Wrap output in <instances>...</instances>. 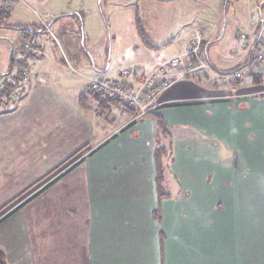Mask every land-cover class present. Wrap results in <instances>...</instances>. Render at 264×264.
Returning <instances> with one entry per match:
<instances>
[{
	"label": "crops",
	"instance_id": "1",
	"mask_svg": "<svg viewBox=\"0 0 264 264\" xmlns=\"http://www.w3.org/2000/svg\"><path fill=\"white\" fill-rule=\"evenodd\" d=\"M11 1L0 23V247L6 264H264V73L254 71L264 0H256L260 16L243 19L251 33L236 35L244 42L232 49L231 61L203 47L240 22L231 19L238 0H216L209 16L200 0H182L188 21L216 30L207 40L198 30L192 59L207 61L214 79L227 69L253 78L231 89L212 85L208 73L180 78L147 104L173 128L172 169L180 186L163 199L156 188L153 119L98 96L86 76L122 80V69L150 70L184 55L195 38L174 54V38L150 41L162 35L156 22L169 17L153 11L150 25L138 16L124 27L116 18L130 55L129 66L119 69L86 38L83 53L69 46L79 44V36L65 38L67 49L55 36L52 28L65 15L77 34L86 22L80 11L56 16L53 0H31L48 18L34 23L18 14L12 23ZM12 30L22 32L19 45ZM103 108L134 117L123 114L115 127L100 121Z\"/></svg>",
	"mask_w": 264,
	"mask_h": 264
},
{
	"label": "rangeland",
	"instance_id": "2",
	"mask_svg": "<svg viewBox=\"0 0 264 264\" xmlns=\"http://www.w3.org/2000/svg\"><path fill=\"white\" fill-rule=\"evenodd\" d=\"M173 1H175L174 6L170 5L165 7L163 6L164 4H159L161 6L156 8V4L150 5V3L145 2V0H53L54 12L56 13V16H59L61 14H70L74 11H80L82 14V19L86 22L85 25L81 26V30H79V32H77L76 34V30L72 29V26L74 25V19L70 16L65 15L62 17L61 22L53 26L52 31L58 38V40H60L62 46L66 49L67 45L65 42V38L71 37L73 39L76 36H79L80 43L78 44L77 42V45L71 44L69 46H76V48H78L79 50L81 49V52L83 53L86 52V47L83 43L84 38H86V42H90L92 45L94 44L97 49L96 52L102 54L103 60H106L107 62L112 56L113 61H117L119 69L129 66L128 61L130 55L128 50L129 45H127L125 41L122 40V37L120 38L118 33L115 31L114 25L116 18H118V25L124 27L132 24V22L136 20L138 16V18H141L143 20L144 26L150 25V18H148L147 15L150 16V12L153 13V11H156L157 14L169 17H163V19L165 18V21H162L160 18V21L156 22L157 30L162 31L163 29L162 35L157 36L154 33L155 36H152L150 38V41L155 43L160 42V40H162L161 42H167L171 38H174L176 48L173 46L171 50V52H173L174 54L177 51L184 50V48L189 43L190 38L194 37L196 40H199V29H203L205 32H207V37L205 40L212 39L214 36H216L210 34L209 32V30L216 32L214 28H209L207 31V29L202 28L195 20L188 21L190 18H188L186 16L187 13L183 11L181 3L182 0ZM12 2L14 3V10L16 11L11 19L12 23L19 21L17 19L18 14L24 16L25 20H29V22L34 23L39 22V16L47 17V14L41 11L39 5L35 4L31 0H27V2L24 0H12ZM256 2V0H238V2L236 3V8L234 9V14L232 15L233 17H231V19L232 21L238 20L241 22V24H239V22L235 23V27H228L223 40H221V36H219V38L217 37L216 39H212L210 43H205L203 50L205 51L206 48H208L210 52L209 48L211 46V52L218 51L222 58L224 57L226 59H229L230 61L235 60L234 56H236V52H234L232 49H235V47H238V45L240 47H243L244 42V40H241V38H237L236 35L241 33L247 35L251 33V28L246 27L243 24V19L245 20L251 14H253L255 17L260 16V12L257 11L258 8ZM215 3L216 0L199 1L200 6L205 9V16H209L211 14L209 10ZM262 7L264 8V5ZM61 25H63L62 28ZM145 29L149 31L150 36V28L145 27ZM155 30L156 29H154V32ZM62 31H65V34L62 33ZM106 34L111 38V45L107 43V41H104L106 39ZM10 36L13 40H15L17 45L20 44L22 36L21 31L12 30L10 32ZM127 36H129V33H127ZM133 37L135 36L133 35ZM104 46L107 48V51L105 53L103 51ZM202 65L205 66L206 74L208 73V75H206V80L212 81V85L218 86L219 88H238L240 86H243L247 81L251 82L253 78L249 73L244 74L242 78H238L236 77L235 72H229V69H227L221 76L215 74L216 79H214L210 77V75L212 76L213 74V70L207 63V61H205V63H202ZM260 69L263 70L264 73V62H259L255 66L254 71L257 72ZM109 105H113V102L110 101ZM121 111L123 110L120 108H118L117 110L116 108H111L110 110L107 108H103V111L99 113V119L101 122H105L107 124L114 122V126L117 127L119 126V121L123 114V117L128 116L129 119H132V117H134L127 111ZM106 112L108 113L107 116H105ZM161 165L163 167L166 166L165 159H162ZM162 180L163 179L161 178V185L165 191L170 192L173 196L178 194V187L180 185L177 178L173 174L172 165L171 169L169 168L165 171V179L163 181Z\"/></svg>",
	"mask_w": 264,
	"mask_h": 264
},
{
	"label": "built area",
	"instance_id": "3",
	"mask_svg": "<svg viewBox=\"0 0 264 264\" xmlns=\"http://www.w3.org/2000/svg\"><path fill=\"white\" fill-rule=\"evenodd\" d=\"M31 45V41L26 43L28 53H30ZM197 46L198 40H191L184 55L176 56L150 70L124 68L121 71L122 80H114L100 75L86 77L93 92L100 93L111 100L136 107L139 110V115H143L152 109V107H147V104L178 79L204 77L206 75L205 66L197 64L192 59ZM254 55L256 61L264 62V32L256 43ZM64 56L70 67H72L67 56ZM235 75L242 78L244 73L237 70Z\"/></svg>",
	"mask_w": 264,
	"mask_h": 264
},
{
	"label": "trees",
	"instance_id": "4",
	"mask_svg": "<svg viewBox=\"0 0 264 264\" xmlns=\"http://www.w3.org/2000/svg\"><path fill=\"white\" fill-rule=\"evenodd\" d=\"M1 1V0H0ZM5 5H3L2 1L0 2V23L4 20L2 17H7L10 15V12L12 10V3H10V0H4ZM12 2V1H11ZM10 4V5H8ZM27 30H32L30 28H25ZM141 31V29H140ZM143 40H145L151 47L154 48H162V46H155L151 44L144 33H140ZM15 86V85H13ZM11 90V89H10ZM11 92V91H10ZM10 92H8L7 96H9ZM98 96L105 97L104 95L97 93ZM108 98V97H107ZM110 99V98H108ZM111 100V99H110ZM115 101V100H114ZM119 102V101H118ZM121 103V106L128 111H130L132 114H138L139 110L137 108H134L132 106L127 105L126 103ZM146 116H150L156 127L155 137H154V154L156 159V188L158 197L160 199L163 198H171L172 194L170 192H167L164 190V188L161 185V178L165 179V171L167 169H171V165L174 164V143H173V128L172 126L165 120V118L157 113L154 110H149L145 113ZM162 159L166 160V166L163 167L161 165ZM162 180V181H163ZM157 215V214H156ZM0 264H6V254L3 251V249L0 247Z\"/></svg>",
	"mask_w": 264,
	"mask_h": 264
}]
</instances>
